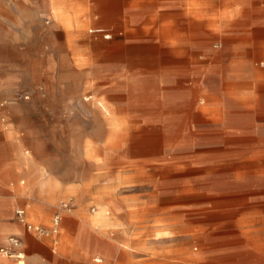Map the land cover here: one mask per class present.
<instances>
[{
	"label": "rangeland",
	"instance_id": "374dc122",
	"mask_svg": "<svg viewBox=\"0 0 264 264\" xmlns=\"http://www.w3.org/2000/svg\"><path fill=\"white\" fill-rule=\"evenodd\" d=\"M113 1L102 18L104 0H55L70 17L64 26L47 22L43 0H0V196L25 189L2 216L23 231L4 237L29 239L25 264H264L259 210L225 220L218 206L206 213L225 184L236 195L264 189V0H131V10ZM173 50L157 64L159 51ZM100 101L114 110L116 129ZM233 113L254 123L212 143L206 130L231 124ZM171 123L193 127L190 146L148 137ZM17 207L46 228L59 213L57 232L25 229ZM77 229L80 260L67 249ZM220 230L222 257L202 239Z\"/></svg>",
	"mask_w": 264,
	"mask_h": 264
},
{
	"label": "bare ground",
	"instance_id": "6f19581e",
	"mask_svg": "<svg viewBox=\"0 0 264 264\" xmlns=\"http://www.w3.org/2000/svg\"><path fill=\"white\" fill-rule=\"evenodd\" d=\"M45 1L46 5H50L51 7V10H52V13L53 15H51V18L49 19V17H46L48 20L47 22H50V21H54L56 24L60 23V24H63L64 26H70L71 24V21H70V17L68 16L67 12L60 8V7H54V2L55 0H43ZM131 1V0H129ZM250 1V0H249ZM256 3V2H255ZM253 6V5H252ZM246 8V7H245ZM129 9V8H128ZM126 10V9H125ZM131 10V9H129ZM124 15V14H123ZM102 17V16H101ZM100 17V18H101ZM103 18V17H102ZM128 18V17H127ZM128 23V22H126ZM165 33V32H164ZM163 34V32H162ZM161 43V42H159ZM152 46H155V45H152ZM131 47H135L134 45H131ZM176 50H173V54L172 55H168L164 52H158V65L161 64V62L163 61V59L165 58H169V57H173V55L177 54V52H175ZM152 55V54H151ZM150 55V57H151ZM156 56V55H155ZM151 59V58H150ZM152 62V61H151ZM246 69V68H245ZM244 69V70H245ZM91 73V72H90ZM92 75V74H91ZM94 80V79H93ZM96 80V79H95ZM91 90H94V89H91ZM129 97V96H128ZM82 98V97H80ZM162 98V97H161ZM87 99V98H85ZM195 101L196 99L192 98L190 100V102H188L186 105L190 106L191 108L193 107V105L195 104ZM205 100H202L201 102L204 103ZM237 103H238V99L235 100ZM97 104L99 105V112L100 114L102 115V117L104 118V120H106L108 123L111 124V126H114L113 128L116 129V125L114 122H116L115 120V116H114V110L108 106V105H105L103 104L101 101L100 102H97ZM162 107V106H161ZM163 108V107H162ZM198 109V108H197ZM203 108H201L200 110L198 109L197 111L201 112V114L203 115L204 112H203ZM138 111V110H136ZM87 113L88 114H91V111L87 110ZM193 113V111L191 110L190 112H185L184 115H182L183 117H185L186 119L188 118L189 119V116H191ZM160 114V113H159ZM167 115V114H166ZM168 117V116H167ZM246 120H247V123L250 124L251 121L253 122V118L252 116H246L245 117ZM218 119V117H217ZM219 119H220V116H219ZM231 119H232V116H231ZM164 120V119H163ZM222 120V119H221ZM165 121V120H164ZM169 121V120H168ZM187 121V120H186ZM167 122V121H166ZM174 122V121H173ZM232 124V123H231ZM231 124H228V125H224L222 122L220 123V126L223 127V128H220L218 126L214 127V128H210L209 130H206L210 133V140L213 141L212 143L214 142H217L219 143V140L221 139L220 138V134L219 133H222L226 130H232L233 127L231 126ZM137 129H142V128H146L144 126L140 127V126H137L136 127ZM156 128H161V127H156ZM163 130L161 132H158L156 134H153L151 132H147L148 134V137L150 136L151 137H156L158 136V140L157 142L159 143H162L163 145H175L177 142L179 141H184V140H187V144L188 146L191 145L190 141L194 138L193 136V127H189V126H183L182 123H171L170 126H163L162 127ZM118 130V129H117ZM143 130V129H142ZM117 132V131H116ZM218 132V133H217ZM214 133V135L212 134ZM258 143H264V136H260L258 137V140H257ZM113 144V143H112ZM230 144V145H237V143L235 142H229V141H225V147ZM128 146L134 150H138L140 149V151H143V146L140 145V144H137L136 142H128ZM233 156V155H232ZM191 160V159H189ZM192 161V160H191ZM139 162V161H137ZM170 169V167H169ZM172 171V170H171ZM193 176V175H192ZM194 177V176H193ZM197 177V176H195ZM200 177V176H199ZM183 179V178H182ZM241 180V179H239ZM238 180V181H239ZM183 180H181L182 182ZM190 181V179H189ZM23 182V181H21ZM197 182V181H196ZM261 182H264V180H262ZM222 183V182H221ZM220 183V184H221ZM188 185V184H187ZM195 185V184H194ZM186 186V185H185ZM197 186V185H196ZM222 187V186H221ZM184 188V186H183ZM233 187L232 186H228L227 184H225V186L223 188H220L219 192L217 193H211L209 195V202L211 203V206L210 207H207L206 208V213L207 211L209 212L208 214H211V215H216L213 211L215 210L214 209V206L215 207H220L221 210H220V214H219V219L220 220H225L227 218H233L235 215H238V212L242 209H256V210H259L263 215L260 216V219L264 221V189H261V190H256V191H251V190H246L244 193L242 194H234L231 189ZM237 188V187H236ZM239 188V187H238ZM41 189V188H39ZM197 189V188H196ZM25 191V189H17V191L14 193V196L15 195H21L23 194ZM203 191V190H202ZM198 192V191H196ZM185 193V192H184ZM190 195V194H189ZM205 202V201H204ZM195 203V202H194ZM197 203V202H196ZM191 204V203H190ZM32 204H29L28 206V212L29 214H33V205L31 206ZM181 205V204H180ZM233 205H240L241 207L238 209H235V210H232L230 208H225V207H229V206H233ZM217 207V208H218ZM214 209V210H212ZM195 210V209H194ZM216 211V210H215ZM200 213V212H199ZM205 217V216H204ZM206 218H209V217H206ZM212 218V217H211ZM203 219V218H202ZM260 222V221H259ZM209 223V222H207ZM252 223V222H251ZM218 224V223H217ZM221 226H222V223H220ZM224 224V223H223ZM225 225V224H224ZM210 226V225H209ZM208 226V227H209ZM219 226V225H218ZM225 227V226H224ZM220 228V227H219ZM26 229V228H25ZM213 230V229H212ZM23 230L19 229L18 227L16 229H11V228H8L7 226H4V228H2L0 230V238H3L4 235H6L7 232H18L19 233H22ZM225 233H227L225 230H220L218 232H214V231H207L204 233L202 239L205 241V243L209 246H207V249L209 252H218V255L219 256H224V251L222 252V249H221V246L223 245V243L221 242H216V238H218L217 236L219 237H222ZM238 235V234H237ZM202 236V235H201ZM233 236V235H232ZM242 236V235H241ZM5 238V242L8 238V235ZM225 238V237H224ZM227 238V237H226ZM262 238V237H261ZM248 239V238H246ZM260 239V238H259ZM255 240V239H254ZM250 241V240H249ZM244 243V242H242ZM29 244V239L25 237V239L21 242V246L25 245L27 246ZM245 245V244H244ZM233 246H235L233 244ZM262 245L260 243H257L256 245V248L258 250L262 249ZM264 251V250H263ZM3 256V255H2ZM1 255H0V262L2 263L3 261H6L7 259L6 258H3ZM25 257V254L23 256V258ZM204 258V257H203ZM17 260L16 264H25V260L22 259V258H15Z\"/></svg>",
	"mask_w": 264,
	"mask_h": 264
},
{
	"label": "crops",
	"instance_id": "0c3cea01",
	"mask_svg": "<svg viewBox=\"0 0 264 264\" xmlns=\"http://www.w3.org/2000/svg\"><path fill=\"white\" fill-rule=\"evenodd\" d=\"M105 3L102 4L99 9L101 11V16L103 17H110L112 16L113 14L112 13V10H113V3L114 1L113 0H104ZM129 0H122L119 4L116 5V8L118 9L119 6H122L123 9L125 10L126 8H129ZM127 6V7H126ZM208 24V22H207ZM97 31H103V29L99 28L97 29ZM104 37L105 38H109L110 37V34L109 33H105L104 34ZM220 43H216L215 46L216 47H219ZM264 59H261L260 61L257 62V64L260 65V62L263 61ZM235 67H240L239 65H235ZM262 67V66H261ZM239 76H235V78H241L243 75L241 72H238L237 73ZM241 75V76H240ZM236 99H240L239 97H237ZM235 99V100H236ZM246 116H252V114H245V115H237L236 113L232 114V119H231V126L233 127L232 130H237L239 124H245L246 126L248 125H251L253 124L252 121L250 124L247 123V120H246ZM23 183V182H21ZM15 193V192H14ZM14 193L12 195H9L7 196L6 198L4 197H1L0 196V224L4 225V226H7L8 228H11V229H16L18 227V224H16L15 222H9V221H3L2 220V216L3 215H6L7 212L9 211V208L11 207L12 204H14V201L15 199L17 198V195L14 196ZM26 218L28 219V214H27V211H26ZM31 222V221H30ZM19 224H22L19 222ZM23 225V224H22ZM79 227H82V228H85L87 229V226L88 225V221L87 219H82L79 224H78ZM24 228H26L25 225H23ZM78 227V229H79ZM27 229V228H26ZM73 232V233H70V235L72 236L73 239H71L73 242V244L69 247H67V249L70 251V254H71V257L73 259H77V260H80L82 258V243H81V237H80V230H78ZM10 235H16L15 233H11ZM76 263V262H74ZM0 264H9L7 261H3L2 263L0 262Z\"/></svg>",
	"mask_w": 264,
	"mask_h": 264
},
{
	"label": "built area",
	"instance_id": "2783aa9c",
	"mask_svg": "<svg viewBox=\"0 0 264 264\" xmlns=\"http://www.w3.org/2000/svg\"><path fill=\"white\" fill-rule=\"evenodd\" d=\"M260 65L264 67V60L260 62ZM67 203H62V207L66 208ZM14 216L17 221L26 226L27 230L34 232L37 235H47L49 233H56L58 230L60 215L56 213L52 220V225L49 228L40 224H34L26 219L25 210L21 207H17L14 210ZM0 254L11 258H23L24 251L21 248V240L16 235H9L6 243L0 245Z\"/></svg>",
	"mask_w": 264,
	"mask_h": 264
}]
</instances>
